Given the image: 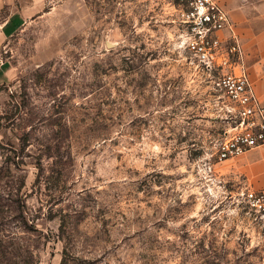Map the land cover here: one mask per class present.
<instances>
[{
	"label": "rangeland",
	"instance_id": "rangeland-1",
	"mask_svg": "<svg viewBox=\"0 0 264 264\" xmlns=\"http://www.w3.org/2000/svg\"><path fill=\"white\" fill-rule=\"evenodd\" d=\"M180 3L0 0V264H264Z\"/></svg>",
	"mask_w": 264,
	"mask_h": 264
},
{
	"label": "built area",
	"instance_id": "built-area-1",
	"mask_svg": "<svg viewBox=\"0 0 264 264\" xmlns=\"http://www.w3.org/2000/svg\"><path fill=\"white\" fill-rule=\"evenodd\" d=\"M180 1V44L228 101H222L228 125L206 163L212 170L264 145V103L246 64L242 36L225 6L219 0ZM241 194L264 216V191L245 185Z\"/></svg>",
	"mask_w": 264,
	"mask_h": 264
},
{
	"label": "crops",
	"instance_id": "crops-1",
	"mask_svg": "<svg viewBox=\"0 0 264 264\" xmlns=\"http://www.w3.org/2000/svg\"><path fill=\"white\" fill-rule=\"evenodd\" d=\"M236 24L246 51V64L256 91L264 103V0H219ZM33 4L23 5L3 23V35H12L25 22ZM1 34V35H2ZM232 160L230 168L241 183L264 191V145ZM239 175V176H238ZM242 187V188H243Z\"/></svg>",
	"mask_w": 264,
	"mask_h": 264
}]
</instances>
